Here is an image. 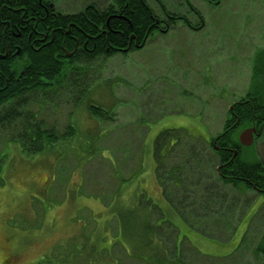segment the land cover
I'll return each mask as SVG.
<instances>
[{
	"label": "rangeland",
	"instance_id": "1",
	"mask_svg": "<svg viewBox=\"0 0 264 264\" xmlns=\"http://www.w3.org/2000/svg\"><path fill=\"white\" fill-rule=\"evenodd\" d=\"M87 1L56 5L71 12ZM90 1L102 7L112 0ZM162 1L170 13L201 24L183 1ZM192 4L202 26L168 13V31H152L142 48L78 62L70 81L47 98L32 91L19 107L38 112L41 130L60 134L44 151H23L0 130V264H264L254 250L264 203L249 220L252 193L217 177L218 157L202 139L221 130L230 102L249 84L253 51L264 45V0ZM166 128L175 129L167 143H178L155 153L154 140ZM151 154L159 165L154 176ZM189 156L192 170L176 177L192 179L202 218L157 198V176L173 164L183 168ZM241 157L264 163V131L241 146Z\"/></svg>",
	"mask_w": 264,
	"mask_h": 264
},
{
	"label": "trees",
	"instance_id": "2",
	"mask_svg": "<svg viewBox=\"0 0 264 264\" xmlns=\"http://www.w3.org/2000/svg\"><path fill=\"white\" fill-rule=\"evenodd\" d=\"M126 1L112 0L99 7L94 1L89 0L83 4L86 10L85 14L81 12V8L76 11L63 12L53 2L52 8L57 11L54 17L49 14L50 20L48 22H59L65 29H69L70 34H73L75 38L78 37L82 51L79 55H76V59H64L62 62L51 59V49L31 54L29 55L31 59H17L16 64H13L9 59H0V130L7 131L5 137H8V134L11 133L12 137L14 136L19 141L21 149L28 153L44 151L48 147L47 144H51L49 141L60 134L56 136L54 132L50 131L51 129L41 130V123L36 118L38 112H30L29 109L25 110V108L21 109L19 107L27 104L29 94L35 90L46 91L43 92L46 94L41 95L47 98L48 90L58 88L65 78L70 81V75L78 69L76 65L78 62L123 52V47H126L128 40L132 37L140 40L144 36L147 39V34L154 28L151 16L152 8L147 0H128V5H125ZM7 2L9 4L14 3L17 6L18 10L15 14L7 11L9 6ZM51 2L52 0H40V4L47 7ZM187 3L194 13L199 14L191 3L188 1ZM3 4L6 5L2 6ZM41 5H39V0H0V29L7 22L9 25H18L19 17L23 14L24 9H26L28 14L30 11L34 12L40 8ZM108 16L109 20L106 22ZM172 18L183 20V17L180 16ZM185 19L188 20V18ZM91 33H94L97 37L96 47L93 51H88L91 41L88 40L86 43L87 49L83 47V43ZM74 41L75 39L72 37L66 39L65 47L71 48ZM0 48L2 51V44ZM88 109L96 116H108L105 115V111L103 112L99 106L88 105ZM32 118L36 119L33 121ZM247 124L254 125L259 135L264 131V49H259L256 59H253L247 91L230 104L222 129L214 134L208 142V145L218 157L219 164L216 167V175L224 184L245 183L248 186L264 191V163L260 159L243 161L237 154L239 151L237 133L240 127ZM17 126L20 128L16 132ZM170 130L175 129H163L156 136L153 143L155 153L162 154L177 145V141L176 143H174L175 141L167 143ZM73 131L74 128L68 125L65 133L71 135ZM162 136H166V138L164 139ZM12 137L8 138V140H12ZM257 138L255 137V139ZM223 146H237V153L231 156L229 150L222 148ZM161 149H164L162 153L160 152ZM191 159L190 156L186 157L185 160L183 159L185 161L183 163L184 169H179L177 164L170 165L171 167L167 170L169 173L159 174L156 181L157 183L161 182L159 184L163 193L174 207H178V212L187 211L189 212L188 214H193L194 216L198 214L202 218L205 212L203 206L197 213L193 205L197 191L189 190V185L191 186L189 179H192L187 177L188 174L183 179L176 177V172L178 174L184 173L185 169L192 170ZM156 160L158 159L156 158ZM157 164L155 165V173H157L159 167ZM205 172L206 169L204 168ZM203 181L205 182L206 180ZM173 186V190L169 189ZM170 191L172 192L170 193ZM183 201H185V204H183ZM139 202L140 200L136 201L138 207ZM148 203V205L154 206L151 200ZM147 221L145 222L147 223ZM147 224H150V222ZM147 224L145 225L146 227ZM148 228L146 231L151 232ZM161 233L164 234V232ZM254 250L262 256V263H264V231ZM44 261L49 263L47 257Z\"/></svg>",
	"mask_w": 264,
	"mask_h": 264
},
{
	"label": "flooded vegetation",
	"instance_id": "3",
	"mask_svg": "<svg viewBox=\"0 0 264 264\" xmlns=\"http://www.w3.org/2000/svg\"><path fill=\"white\" fill-rule=\"evenodd\" d=\"M56 1L57 0H52V2L47 7V6L41 5L40 0H39V5H41L40 8L36 9L34 12L30 11V13H28V14L26 13V9H24L23 14L19 17L18 25H9V23L7 22L5 24V26H2V28L0 29V45L1 44L3 45V49H2L3 52L1 51V48H0V59H9L13 64H16L17 59H31L29 55L34 54V53H38L39 51H43L45 49H51V51H50L51 59H56L59 62L64 61V59H76L75 58L76 55H79V53L82 51L81 46L79 45L78 37L75 38V36L73 34H70L69 29H65L61 23H59V22L55 23L54 21L48 22L50 20L49 14L52 17H54L56 14L57 10L52 8L53 2L56 3ZM181 1H183L184 5L187 7V9L189 11H191L194 15L197 16V18L200 20L201 24L198 25V23H196L195 25H193L189 21V19L188 20L185 19V18H187L186 16L184 18V15H175L173 13H170V11L167 8H165L164 2L162 0H147L148 4L152 8V15L151 16L153 18V23H154V25H153L154 28L147 34L148 36L151 34L152 31H155V30L161 31V32L168 31V26H171L169 24V20L166 19V17H169L168 13L172 14L170 16L171 18L172 17H179V16L183 17V20L182 19H180V20L182 22H184L187 26H190V27L196 26L195 28H197V27H200L203 25L202 13L199 11V9L196 6H194V4H192L193 0H181ZM187 1L189 3H191V5H193L197 9L199 14L194 13V11L190 9V5L187 3ZM205 1H207L209 3H219L220 2V0H205ZM7 4H9V3L7 2ZM5 5L6 4H3L2 6H5ZM125 5H128V0L126 1ZM152 5H155L158 8L159 13L162 12V14H164L165 16L163 17L160 14H158ZM0 10H1V7H0ZM17 10H18V8L14 3L9 4V6L7 7V11L11 12L13 14H15L17 12ZM93 10L95 11V9H93ZM85 11H86L85 7L82 6L81 12L83 14H85ZM110 14H112V12H110ZM108 20H109V16L107 17L106 22H108ZM172 22L174 24V21H172ZM80 32L83 33L82 30H80ZM66 35L69 37H67ZM70 37L75 39V41H74L73 46L71 48H66L65 47L66 39H69ZM96 39H97L96 35L94 33H91L90 35H88L87 40L84 41L83 47L86 48V43L88 42V40H90L91 45H90L89 49H87V48L86 49L88 51H93L94 48L96 47ZM147 39H148V37H147ZM147 39L144 38V36L140 40L137 38H133V37L130 38L127 42L126 47H123L124 51L121 53H126V52H130L131 50H134V49L142 48L145 45ZM259 49H264V45L259 46L257 49H255L253 51L252 60L256 59V54H257V51ZM115 54H117V53H115ZM72 55H74V56L72 57ZM111 56L112 55L105 56V57H111ZM252 63H253V61H252ZM248 85H246V87L244 85L243 94L247 91ZM236 100L237 99L232 100L230 102V104ZM230 104H229L228 108H230ZM226 117H227V113H226ZM250 126H254V125L247 124L243 127H240V129L238 130V133H237V140H238L239 132L243 128L250 127ZM255 130L257 131L256 127H255ZM261 135H259V137ZM192 136L195 139L203 137L200 135L199 136L192 135ZM202 139H206L207 142L210 141V139H208V138H202ZM174 143H176V142H174ZM238 145H239L238 153H237V146H234V147L223 146L222 148L229 150L231 156H234L237 153L238 157L240 159H242L243 161H255V160H250V159L245 160L244 158H242L241 157V146H242V144L239 142V140H238ZM153 158H154V155H153ZM154 161H155V165H156V159L155 158H154ZM154 172H155V168H154ZM155 183H156L157 198H160L162 200V202L165 204V207L173 208L174 206L167 199V197L163 193L162 188L159 187V184H157L156 180H155ZM230 186H232L234 189H236V187H238V189L240 188V189H243V190H246V191L252 193V195H253L252 201H253L254 206H253L251 213L249 215V220L254 218L255 214L259 211L262 204L264 203V191L258 190L254 187H251V186H248L245 183H237L235 185H230ZM196 197H198V196L195 195V199H197ZM151 203H153V205L156 208L162 207L160 205V203L157 202L156 200H154V201L151 200ZM183 204H185V201H183ZM263 231H264V229H263ZM263 231L261 232V236L258 237L259 240L261 239V237L263 235ZM243 233H245V232H243Z\"/></svg>",
	"mask_w": 264,
	"mask_h": 264
},
{
	"label": "water",
	"instance_id": "4",
	"mask_svg": "<svg viewBox=\"0 0 264 264\" xmlns=\"http://www.w3.org/2000/svg\"><path fill=\"white\" fill-rule=\"evenodd\" d=\"M258 135V132L255 130L254 126L243 128L238 134V140L242 145H249L254 136Z\"/></svg>",
	"mask_w": 264,
	"mask_h": 264
},
{
	"label": "crops",
	"instance_id": "5",
	"mask_svg": "<svg viewBox=\"0 0 264 264\" xmlns=\"http://www.w3.org/2000/svg\"><path fill=\"white\" fill-rule=\"evenodd\" d=\"M247 85V83H246ZM245 85V87H246ZM130 167H133V162L132 163H129ZM149 168L151 169L152 168V172H153V176H154V168H155V161H154V158H153V155L151 154V157H150V164H149ZM154 183H155V180H154Z\"/></svg>",
	"mask_w": 264,
	"mask_h": 264
}]
</instances>
